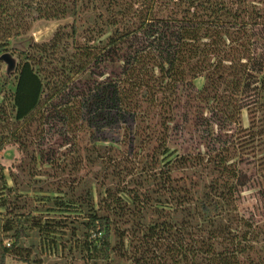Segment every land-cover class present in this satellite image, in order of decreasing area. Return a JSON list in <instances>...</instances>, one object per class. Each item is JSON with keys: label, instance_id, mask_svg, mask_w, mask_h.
I'll return each instance as SVG.
<instances>
[{"label": "trees", "instance_id": "trees-1", "mask_svg": "<svg viewBox=\"0 0 264 264\" xmlns=\"http://www.w3.org/2000/svg\"><path fill=\"white\" fill-rule=\"evenodd\" d=\"M238 1L0 0V59L18 57L12 74L0 72V153L15 145L24 156L21 180L0 162V208L4 192L37 187L43 169L55 209L74 213L11 211L0 264L31 258L27 222L49 247L72 226L69 251L82 260L111 263L121 249L130 264H264V188L250 221L239 209L248 182H264V8ZM25 15L67 23L18 51ZM100 143L129 159L149 200L114 174L82 172L81 153ZM161 179L174 201L150 192Z\"/></svg>", "mask_w": 264, "mask_h": 264}, {"label": "rangeland", "instance_id": "rangeland-1", "mask_svg": "<svg viewBox=\"0 0 264 264\" xmlns=\"http://www.w3.org/2000/svg\"><path fill=\"white\" fill-rule=\"evenodd\" d=\"M42 0H33V3L36 5H42ZM249 6L250 8L253 7H262L264 8L263 4L258 3V0H239ZM264 10V9H263ZM35 17V16H34ZM67 21H36L33 20V15H25L22 20V30L21 36L14 37L12 41L13 49L18 51L26 50L30 44L33 42H43L50 39L59 25H65ZM260 48L264 49V37L263 40L260 42ZM260 51V50H259ZM18 63V57L14 53H8L7 55L3 56V59H0V72L4 75H10L15 71L16 65ZM198 86H201L203 81L199 79L196 81ZM2 97L0 96V105L2 103ZM252 101V100H249ZM249 118L247 116V112H243V123L244 125L248 126ZM87 152V154H86ZM84 162L82 172L94 177V174H97L100 178V181L103 182L114 179L112 174H114L117 178V181H120L121 184L127 183V186H131L133 188L132 192L134 193H142L147 196V200H149L150 193L147 192L148 187L146 185V179L143 176H140L135 172L134 165L129 161V159L124 156L116 146H112L107 143H100L96 144L95 146L87 144V149L85 152L81 153ZM23 155L20 153L19 149L15 145H9L5 148V150L0 153V162L5 167L6 174L11 175L13 174L15 177H18L20 180L22 179L21 171L19 170L18 166L19 163L23 159ZM105 158V159H104ZM258 158V157H257ZM109 159H111V163L109 164ZM259 159V158H258ZM251 161V160H250ZM90 162V163H88ZM254 162V161H253ZM255 163V162H254ZM253 166V165H252ZM40 170V173L36 172V185H30L27 189L26 184L14 187V191L11 194L10 192H4V196L10 202L9 208L6 211L5 209L0 208V226L2 223L8 219V215L11 211L16 210L17 214L19 215H28L31 214L37 219L45 220L46 218H66L71 217L73 218V214L67 213H60V211L56 210V205L49 199V196H52L53 189H55L56 183L48 182L52 181L44 174L43 169ZM103 170L107 173L106 178L103 176ZM253 172L252 169L249 170V173ZM198 180L197 178H194ZM38 181H44L46 183H38ZM116 181V180H114ZM34 183V182H33ZM201 184V182H200ZM247 188L242 191V196L239 202V209L241 215L244 216V220L247 223L250 221L251 216L257 211V207L259 206L260 202L258 201V196L260 193V187L264 188V182L260 184H253L248 182ZM10 186H13V182L10 181ZM38 186H42L41 190L38 189ZM172 186L169 184L167 180H162L158 182V184L152 189L150 192L155 191L157 196H162L163 199H168V201H174L173 194L171 193ZM264 191V190H263ZM1 198V197H0ZM153 202V201H151ZM85 214H82L81 217H85ZM250 224V223H249ZM31 223L27 222V230L28 238L24 240V246L32 247L33 253L31 258L28 259L27 262H22L19 259H15L13 257H9L7 259V264H130L128 260H126L122 256L121 249H116L115 253L112 256L111 263H105L101 261H91L87 259H80V258H72V253L69 251V247L73 246V242L77 240V234L74 238H69V232L72 231V226H65L63 230L64 233H55V235H50L51 237L56 238L55 246L49 247L47 241L42 240V236L38 234L37 230L31 229ZM69 225V224H68ZM248 241L252 247L248 246V250L246 251V255H249L252 252L253 258H256L257 255L254 254V250L258 249V244L251 242L250 237ZM13 243V241H11ZM242 244H247V242H242ZM78 250V251H76ZM82 251L80 248L75 249L74 256H78Z\"/></svg>", "mask_w": 264, "mask_h": 264}, {"label": "water", "instance_id": "water-1", "mask_svg": "<svg viewBox=\"0 0 264 264\" xmlns=\"http://www.w3.org/2000/svg\"><path fill=\"white\" fill-rule=\"evenodd\" d=\"M61 26H62V25H59L58 27H56V29L54 30V32H55L59 27H61ZM53 34H54V33H53ZM53 34H52V36H53ZM52 36H51V37H52ZM51 37H50V38H51ZM6 55H7V54H6ZM4 56H5V55H4ZM1 59H3V57H1ZM16 66H17V65H16ZM15 69H16V68H15Z\"/></svg>", "mask_w": 264, "mask_h": 264}, {"label": "built area", "instance_id": "built-area-1", "mask_svg": "<svg viewBox=\"0 0 264 264\" xmlns=\"http://www.w3.org/2000/svg\"><path fill=\"white\" fill-rule=\"evenodd\" d=\"M7 246L10 247V243H7Z\"/></svg>", "mask_w": 264, "mask_h": 264}]
</instances>
